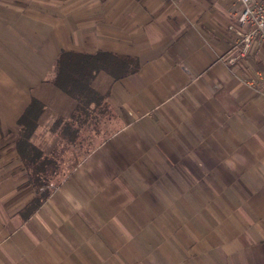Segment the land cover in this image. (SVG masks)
<instances>
[{"label": "crops", "instance_id": "obj_1", "mask_svg": "<svg viewBox=\"0 0 264 264\" xmlns=\"http://www.w3.org/2000/svg\"><path fill=\"white\" fill-rule=\"evenodd\" d=\"M240 10L0 0V264H264V87L244 82L264 71V42L229 62ZM61 50L139 62L95 78L102 99L71 133L75 102L52 83ZM33 98L30 140L57 187L28 208L39 192L17 121Z\"/></svg>", "mask_w": 264, "mask_h": 264}, {"label": "trees", "instance_id": "obj_2", "mask_svg": "<svg viewBox=\"0 0 264 264\" xmlns=\"http://www.w3.org/2000/svg\"><path fill=\"white\" fill-rule=\"evenodd\" d=\"M138 68V60L129 55L102 50L93 53L61 50L54 63L52 83L60 92L75 102L73 113L65 122L64 128L71 133V130L79 128L78 125L81 127L87 123L91 111L100 103L102 96L94 86L95 78L99 74L106 73L112 81H115L133 73ZM42 110V103L33 98L29 107L17 121L19 126L17 148L21 157L32 165L33 185L39 192L37 197L28 205V208L39 205L49 193V188H45L46 177L55 169V162L43 155L30 140Z\"/></svg>", "mask_w": 264, "mask_h": 264}, {"label": "built area", "instance_id": "obj_3", "mask_svg": "<svg viewBox=\"0 0 264 264\" xmlns=\"http://www.w3.org/2000/svg\"><path fill=\"white\" fill-rule=\"evenodd\" d=\"M235 1L241 4L237 21L243 28L237 32L240 48L236 55L229 58L231 63L246 57L254 42L259 44L264 42V0ZM229 27L232 28L233 25H229ZM244 82L254 89L263 88L264 71H256L253 76L245 78Z\"/></svg>", "mask_w": 264, "mask_h": 264}, {"label": "rangeland", "instance_id": "obj_4", "mask_svg": "<svg viewBox=\"0 0 264 264\" xmlns=\"http://www.w3.org/2000/svg\"><path fill=\"white\" fill-rule=\"evenodd\" d=\"M57 175L54 174V172H52L51 174H48L46 179L48 180V182L46 183L45 188H49V190H51L52 188H56L57 187V183L55 182H49V180L51 179H56Z\"/></svg>", "mask_w": 264, "mask_h": 264}]
</instances>
